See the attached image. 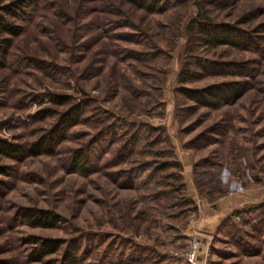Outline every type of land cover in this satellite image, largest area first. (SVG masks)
Wrapping results in <instances>:
<instances>
[{
  "label": "rangeland",
  "instance_id": "rangeland-1",
  "mask_svg": "<svg viewBox=\"0 0 264 264\" xmlns=\"http://www.w3.org/2000/svg\"><path fill=\"white\" fill-rule=\"evenodd\" d=\"M36 4L0 67V139L27 149L81 113L51 155H0V264H186L194 241L201 264H264V0ZM203 25L258 48L212 47ZM229 82L218 109L179 91Z\"/></svg>",
  "mask_w": 264,
  "mask_h": 264
},
{
  "label": "trees",
  "instance_id": "trees-1",
  "mask_svg": "<svg viewBox=\"0 0 264 264\" xmlns=\"http://www.w3.org/2000/svg\"><path fill=\"white\" fill-rule=\"evenodd\" d=\"M128 1L135 8L149 13H157L160 11L158 0ZM36 6V0H17L0 9V67L3 66L6 60L12 40L23 33V28L19 23L27 22L32 12L36 9ZM192 25L193 23L190 25V28ZM199 33H201L205 42L212 47L228 45L236 48H258V44L255 40L241 30L232 27L221 25L208 27L203 25L200 26ZM179 91L187 101L194 103L195 106L218 109L224 105L233 103L240 96L242 85L240 82H229L198 90L182 88ZM50 102L61 105L65 103V100H62V98L58 96H51ZM80 113L81 111L79 108H74L64 113L52 130L47 132L46 135L42 136L27 149L21 145L9 143L6 140L0 139V155L11 159H19L23 156L51 155L53 153V148L64 141L66 133L79 123ZM84 163L85 157L81 155L75 160L76 168L80 172L87 173ZM5 169L6 168L0 169V173L5 174ZM37 221L40 225H48L53 222L52 218H48V216H44ZM58 246V243L53 241L44 243V245L36 251L37 258L52 254L57 250ZM65 264H77L75 254L67 258Z\"/></svg>",
  "mask_w": 264,
  "mask_h": 264
},
{
  "label": "built area",
  "instance_id": "built-area-1",
  "mask_svg": "<svg viewBox=\"0 0 264 264\" xmlns=\"http://www.w3.org/2000/svg\"><path fill=\"white\" fill-rule=\"evenodd\" d=\"M199 249H200V244L197 241H194L189 245V249L184 256L186 264H201L198 261Z\"/></svg>",
  "mask_w": 264,
  "mask_h": 264
}]
</instances>
